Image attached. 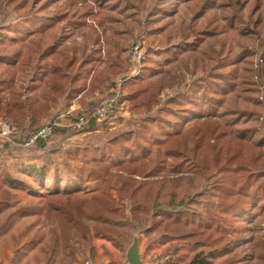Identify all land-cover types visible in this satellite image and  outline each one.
I'll list each match as a JSON object with an SVG mask.
<instances>
[{"label":"trees","instance_id":"1","mask_svg":"<svg viewBox=\"0 0 264 264\" xmlns=\"http://www.w3.org/2000/svg\"><path fill=\"white\" fill-rule=\"evenodd\" d=\"M93 4L100 13L117 15L116 23H134L140 34L147 31L144 44L159 60L143 57V75L162 73V63L169 60L165 55L175 49H195L206 38L220 34L225 41L219 44L210 69L204 61L198 68H186L188 81L180 79L179 91L165 98H160L163 84L159 79L130 78L129 86L124 82L119 88L115 83L112 94L118 89V106L128 101L131 110L149 114L156 108L155 113L138 120L135 128L131 122L126 132L109 135L101 145L83 144L73 149L70 164L64 166L65 178L61 180L55 172L52 179L53 191L47 195L49 211L62 229L80 231L84 237L88 233L82 220H93L95 235L109 231L104 214L118 212L114 207L118 201L128 211L135 236L176 239L193 246L238 240L251 229L249 223L259 201V211H264V0H93ZM36 6V0H0V30L22 27L25 33L16 38L39 37L46 45L40 49L37 42L36 49L28 47L22 54L0 49V94L7 91L9 98L6 101L0 96V117L14 121L8 123L11 133L0 140V154L22 157L32 153L33 158H39L49 151L45 149L47 141L26 146L41 128L33 127L37 98L33 102L21 98L23 88L16 86L19 80L15 74L22 73L35 58L33 78L37 77L44 56L57 55L58 39L63 38L54 32L59 22L65 20L59 28L63 34L71 27H86V17L93 15L91 7L86 12L72 8L59 13L50 26L31 29L29 25L38 20ZM102 34L90 26V33L83 37L91 47L88 54L79 59L65 55L69 61L61 60L56 71H50L51 75L62 73L61 83L52 82L55 93L65 97L79 92L69 84L78 81L79 71H91V63L100 59ZM115 58L119 59L117 54ZM126 73L123 68L120 74ZM202 104L208 107L204 114L199 113ZM93 124L90 121L83 130ZM72 131L55 127L52 137ZM20 171L39 177L40 182L46 175L45 169L35 164H23ZM87 180L100 184L102 191L90 198L74 197L72 190L78 191ZM16 184L8 171L0 170V210L8 206V189ZM11 217L0 222V232ZM216 254L211 251L208 256ZM208 260L199 253L188 264H210Z\"/></svg>","mask_w":264,"mask_h":264},{"label":"rangeland","instance_id":"2","mask_svg":"<svg viewBox=\"0 0 264 264\" xmlns=\"http://www.w3.org/2000/svg\"><path fill=\"white\" fill-rule=\"evenodd\" d=\"M36 2L37 6L35 9H38L36 12L38 20L35 24H31V27L29 25L31 29L45 25L50 26L49 24L52 23L53 19L58 17L59 13L70 11L72 8H77L82 12H86L90 7L93 9V15L86 17V27H71L65 30L63 34H60L59 28L65 23V20L59 22L55 27V34L61 35L63 38L58 39L59 47L57 51H59V55L47 57L46 59L48 64L53 67L54 65L57 66L61 60H63L62 63L69 61L68 58H65V55L69 57L75 55L79 59L80 55L88 54L91 47L84 43L83 37L85 38L90 33V26L103 31L99 44L101 49L100 59L91 63V66L95 68H92L93 72L91 71L88 75L90 79L87 82L90 88L85 95L87 106L82 112L92 109L99 101L111 96L114 84L123 77H129L134 70L138 71V74L134 78L159 79L162 82L163 90L160 98L170 96L179 91L180 79L184 78L188 81L186 68H198L200 62L204 61L208 69H210L214 65V60L212 59H215V52L219 44L225 41L224 35L220 34L206 38L195 49L189 48L182 52L175 49L173 52L165 55L169 60L167 63H162V73L154 76L151 74L143 75L140 72V67H144L143 63H136L132 57L131 52L134 45H139L140 53L144 58L147 59L148 57L159 60L158 56L148 52V48L144 44L147 38L146 30H143L140 34L139 29L134 23L126 26L116 23L115 20L118 19V16L107 12L100 13L96 5L93 4V0H36ZM44 3L47 4L43 5ZM12 17L14 18L15 14ZM24 33L25 30L22 27L0 30V49L5 52L22 54L28 47L36 49L35 43L37 42L40 49L46 47L42 43L43 39L39 37L32 39L30 36L25 41L16 38L17 35L21 36ZM116 54L119 57L118 60L115 58ZM93 56L98 57L96 54ZM34 60L35 58L29 61L30 66L25 67L22 73L18 71L15 74L16 79L19 80V83L15 82L16 86L21 85L23 88V92L22 90L20 91L23 94L22 99L29 96V91L25 90L24 92V89H29L32 85L29 79L33 78ZM120 62L124 63L125 67H121L123 65ZM77 64L78 61L75 63V67ZM18 68H21L20 65ZM123 68L127 72L124 75L120 74L123 72ZM87 71L85 70L84 76L87 75ZM1 72H3L2 68H0V77ZM72 74V71H69V76ZM2 76L6 77V74ZM129 80L130 78L125 81L126 86L131 84V80ZM32 83L34 86L39 84ZM47 84L43 83L38 87L41 99L46 100L47 104L42 105L41 103L38 106L39 108H36L37 111L33 120L35 125L33 127H42L56 118L53 117V110H50V113L46 112L50 107V100L47 99V96L52 97L54 94ZM7 94L8 92L6 91L1 93L0 96L8 101ZM123 94H127V91L124 89ZM32 97L34 98L36 95L29 98L31 101L33 100ZM63 97L62 94H57L54 97L56 99L55 103H51L59 104L63 101ZM129 106L128 101L121 103L115 116L109 118L104 124L95 123L91 129L79 132L72 131L66 135L52 137L45 143V149H49V151L42 154L39 158H33L32 153L28 154L29 156L22 157L17 156V154H0V170L5 169V171L11 174V179L17 181L16 186L8 189V206L0 210V222L5 221L9 215H12L6 222V227L0 232V264H83L84 261H89L91 264L93 255L89 250V243L95 238L110 242L113 250L117 252L116 257L118 260L123 261V248L128 247L134 237L128 211L124 209L123 205L116 201L114 207L119 209L118 212H106L104 214L106 226L111 227L109 231H101L102 233L95 235L93 220H82V224L84 225L83 230L88 233V237H84L80 231L74 233L72 232L73 229H62L59 226L54 213L49 211L47 195L53 191L52 179L55 172L58 173L61 180L65 178L66 170L64 166L65 164H70L73 149L83 144L101 145L108 139L109 135L126 132L131 122H134L133 128H135L138 120L146 115L154 114L156 110L154 108L148 114L146 110H131ZM207 109L208 107L202 104L199 113L204 114ZM76 116L77 114L72 113L71 118H75ZM72 120H69L68 123ZM0 122L14 123L12 119H5L3 117H0ZM56 122L62 125V127L65 124H61L60 120H56ZM23 164H35L38 167L44 168L46 175L40 182L39 177H31L20 171V167ZM261 181L262 179L259 182ZM60 189H63L62 184H60ZM102 189L103 187L100 184L87 180L86 184L78 191L72 190V192L74 197L90 198L94 193L101 192ZM260 205L259 201L256 205V216L249 223L251 229L240 235L238 240L227 239L222 244H205L204 246H193L183 241H177L179 244H183L194 250V254L204 253L205 259H209L210 264H264V211H259ZM35 208L40 209L36 214L23 215L20 213L25 209L32 211ZM70 224L74 225V220ZM144 238H146L147 242L153 241L152 237L147 238L144 236ZM224 249L228 251L222 252ZM200 250L202 251L199 252ZM211 251H216L215 257L208 256V253H211ZM173 255L174 252L170 250L163 256H155L159 258L167 256L170 258ZM174 257L176 256L174 255ZM174 257L173 259H176ZM118 260L117 262H119Z\"/></svg>","mask_w":264,"mask_h":264},{"label":"crops","instance_id":"3","mask_svg":"<svg viewBox=\"0 0 264 264\" xmlns=\"http://www.w3.org/2000/svg\"><path fill=\"white\" fill-rule=\"evenodd\" d=\"M57 55L55 54L54 56L59 55V51H56ZM52 55L47 54L44 56V58L41 61V68L42 71L41 73L34 78H30L29 81L31 82L30 84L33 89L29 91V96L26 98H30L31 96H35L37 100L34 101V110H37L36 108H39L40 104L42 103L43 105L47 104L46 100L41 99L40 97V92L38 90L39 85H42L43 83H48V88L51 89L54 94L52 97L47 96V99L50 100V107L49 110L46 112L50 113V110H53V117H56L54 120H60V123L63 124L65 123L68 125L69 120H74L80 113H82V110L86 108L87 100H86V93L88 92L90 86L88 85V80L90 79L89 73L92 71H89V68L84 69L79 71L78 73V81L73 83L72 85L69 84V87L71 89H79V92H72L68 94L67 96L63 97V101L60 102L59 104H54L56 99L54 98L57 93H55V88L52 85V82L54 81L55 83L62 82V73L60 76L58 75H51L50 71L54 70L56 71V68L59 66L58 65L54 67L49 65L48 62L46 61L47 57H51ZM93 67L94 66H89ZM85 70L87 71V75L84 76ZM93 72V71H92ZM46 73V74H45ZM85 81V85H82L81 83ZM34 82L35 85L32 83ZM83 86V87H82ZM59 95V94H58ZM33 98V97H32ZM33 102V101H32ZM54 102V103H51ZM72 113L77 114L75 118L72 117ZM72 120V121H73ZM68 123V124H67ZM65 124L63 126H65ZM133 238H137L138 240V250L139 254L141 257L142 264H145L147 261V258L150 255H157V256H163L166 253H168L170 250L174 252V255L170 257L169 260L165 264H188L197 254H194V250H192L190 247H186L183 244H179V242L176 239H170V240H160V239H153L151 242H147L146 238H144L143 235L135 236ZM178 242V243H177ZM127 248V247H126ZM126 248H123V261H119L118 258L116 257L117 252L113 250V246L111 245L110 242H107L102 239H93L89 243V250L93 255V259L91 261V264H126ZM200 250L199 252H201ZM194 254V255H193ZM176 258V259H173ZM117 260L119 262H117Z\"/></svg>","mask_w":264,"mask_h":264},{"label":"built area","instance_id":"4","mask_svg":"<svg viewBox=\"0 0 264 264\" xmlns=\"http://www.w3.org/2000/svg\"><path fill=\"white\" fill-rule=\"evenodd\" d=\"M132 57L136 63H141L143 60V55L140 53L139 45H134L132 49ZM138 74V71L134 70L132 74L129 75V77H125L124 79H119L117 81V88L120 87L121 84H123L128 78H134L135 75ZM117 95H118V89L114 91V94H111L106 99H103L99 101L96 104V107L93 111L77 116L73 121H71L68 125H65L63 127H68L75 131L83 130L90 121H94L96 124H104L109 118L112 116H115V114L118 111V105H117ZM260 100H263L261 98ZM264 121V118L262 119ZM62 126L56 120H53L52 122H48L45 125H43L37 132H35L31 137L28 139L26 146H32L36 142H45L52 138L53 136V129L55 127ZM11 126L8 123H1L0 122V140L6 138L11 133ZM263 132V139H264V126L262 128ZM169 257H156L155 255H150L147 258V261L145 264H165L167 260H169ZM83 264H90L89 261H84Z\"/></svg>","mask_w":264,"mask_h":264},{"label":"water","instance_id":"5","mask_svg":"<svg viewBox=\"0 0 264 264\" xmlns=\"http://www.w3.org/2000/svg\"><path fill=\"white\" fill-rule=\"evenodd\" d=\"M126 264H142L138 250V240L133 238L131 244L126 248Z\"/></svg>","mask_w":264,"mask_h":264}]
</instances>
